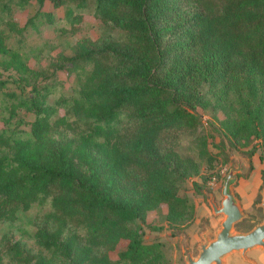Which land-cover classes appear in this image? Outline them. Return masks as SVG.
Masks as SVG:
<instances>
[{
  "label": "trees",
  "instance_id": "obj_1",
  "mask_svg": "<svg viewBox=\"0 0 264 264\" xmlns=\"http://www.w3.org/2000/svg\"><path fill=\"white\" fill-rule=\"evenodd\" d=\"M50 1L92 6L96 19L122 34L98 49L79 41L64 58L77 85L60 99L62 117L54 118L47 93H36L22 100L35 114L30 136L0 134V222L40 199L51 205L36 235L48 255H27L17 243H6V254L16 264H166L162 242L145 244L135 220L163 204L169 224L187 219L193 206L179 185L200 165L160 141L199 126L197 106L209 104L203 83L221 107L230 96L240 103L233 125L225 122L232 136L264 133V0ZM38 16L53 22L51 12ZM2 24L14 29L0 17V57L21 66ZM70 117L84 118L85 128L55 138L80 120ZM120 238L127 245L113 260L109 251Z\"/></svg>",
  "mask_w": 264,
  "mask_h": 264
},
{
  "label": "rangeland",
  "instance_id": "obj_2",
  "mask_svg": "<svg viewBox=\"0 0 264 264\" xmlns=\"http://www.w3.org/2000/svg\"><path fill=\"white\" fill-rule=\"evenodd\" d=\"M0 0V17L12 23L1 27L9 35L10 53L18 56L20 66L12 56L0 57V134L10 140L25 139L30 136V122L35 114L22 100L36 93H47L46 104L54 108V118L65 114L60 99L70 95L77 85L76 75L63 68L65 57L72 56L79 41L89 40L95 48H101L108 41L120 39L122 32L101 23L93 16V7L79 8L73 4L54 7L50 0L40 5L38 0ZM38 12H51L53 22L45 17L34 16ZM71 14L81 15L80 21H72ZM30 19L31 22H29ZM201 94L208 99L205 107L197 106L200 124L195 130H180L165 134L160 141L161 148L175 149L183 158H192L199 163L197 174L191 175L179 185V195L189 199L193 210L187 219L176 223L166 220V205L148 211L135 220L140 226L145 244L162 242L166 264H186L184 252L192 256L199 252L202 234L213 239L218 231L222 215H213L208 199L212 196L219 205L222 199L223 180L230 168L241 169L235 172L233 189L246 218L237 223L235 231L244 232L264 220L259 206L264 190V133L253 129H243L238 137L229 133L225 122L233 125L238 118L240 103L230 96L218 104V99L208 92V85L200 86ZM219 106V107H218ZM125 119V114H123ZM77 120L72 127H61L53 134L55 138L72 137L85 128L84 118ZM225 125H224V124ZM125 131V125L121 126ZM3 153L10 154L9 148ZM211 159V161H209ZM51 210L50 198L32 203L27 209L17 211L14 220L0 222V264H16L6 254V243H17L27 255L46 254L37 242V232L41 229L44 216ZM77 229L70 227L67 232ZM79 231V229H78ZM67 234V233H66ZM127 240L120 238L109 256L116 260L118 253L125 249ZM246 257L248 254L246 252ZM240 253H232L225 264H256L246 260ZM249 258V257H248Z\"/></svg>",
  "mask_w": 264,
  "mask_h": 264
},
{
  "label": "water",
  "instance_id": "obj_3",
  "mask_svg": "<svg viewBox=\"0 0 264 264\" xmlns=\"http://www.w3.org/2000/svg\"><path fill=\"white\" fill-rule=\"evenodd\" d=\"M241 169L232 167L227 172L221 189L222 199L218 205L214 197L208 199L213 215H222L218 231L213 239L207 237L208 230L202 234L203 242L199 243V252L192 256L189 251L184 252L186 264H225V258L232 253H240L246 257V252L254 248H264V220L256 223L244 232L235 231L237 223L247 217L243 212L239 200L235 196L233 183L235 172ZM259 206L264 215V190ZM246 260H249L246 257Z\"/></svg>",
  "mask_w": 264,
  "mask_h": 264
},
{
  "label": "crops",
  "instance_id": "obj_4",
  "mask_svg": "<svg viewBox=\"0 0 264 264\" xmlns=\"http://www.w3.org/2000/svg\"><path fill=\"white\" fill-rule=\"evenodd\" d=\"M247 254L249 257L248 258L249 262H251V263L256 262V264H264V248L258 247V248L251 249L247 252ZM227 257H229V256H227ZM227 257L225 258V263L227 261ZM253 259L255 260V262Z\"/></svg>",
  "mask_w": 264,
  "mask_h": 264
}]
</instances>
